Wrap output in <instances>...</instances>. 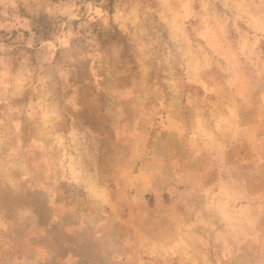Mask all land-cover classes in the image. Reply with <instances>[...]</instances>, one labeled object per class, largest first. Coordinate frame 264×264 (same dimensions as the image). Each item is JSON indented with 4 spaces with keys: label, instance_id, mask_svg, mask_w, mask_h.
<instances>
[{
    "label": "rangeland",
    "instance_id": "rangeland-1",
    "mask_svg": "<svg viewBox=\"0 0 264 264\" xmlns=\"http://www.w3.org/2000/svg\"><path fill=\"white\" fill-rule=\"evenodd\" d=\"M0 264H264V0H0Z\"/></svg>",
    "mask_w": 264,
    "mask_h": 264
}]
</instances>
